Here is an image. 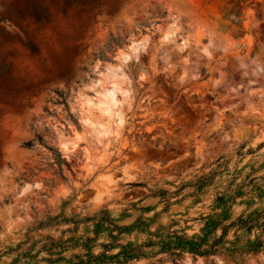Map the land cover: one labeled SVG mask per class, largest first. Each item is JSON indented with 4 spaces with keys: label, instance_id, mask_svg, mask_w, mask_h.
<instances>
[{
    "label": "clouds",
    "instance_id": "clouds-1",
    "mask_svg": "<svg viewBox=\"0 0 264 264\" xmlns=\"http://www.w3.org/2000/svg\"><path fill=\"white\" fill-rule=\"evenodd\" d=\"M264 264V0H0V264Z\"/></svg>",
    "mask_w": 264,
    "mask_h": 264
},
{
    "label": "trees",
    "instance_id": "trees-1",
    "mask_svg": "<svg viewBox=\"0 0 264 264\" xmlns=\"http://www.w3.org/2000/svg\"><path fill=\"white\" fill-rule=\"evenodd\" d=\"M58 262H61V258H60V256H59V254L57 253V263Z\"/></svg>",
    "mask_w": 264,
    "mask_h": 264
},
{
    "label": "rangeland",
    "instance_id": "rangeland-1",
    "mask_svg": "<svg viewBox=\"0 0 264 264\" xmlns=\"http://www.w3.org/2000/svg\"><path fill=\"white\" fill-rule=\"evenodd\" d=\"M57 255V254H56ZM57 264H61V262H58Z\"/></svg>",
    "mask_w": 264,
    "mask_h": 264
}]
</instances>
